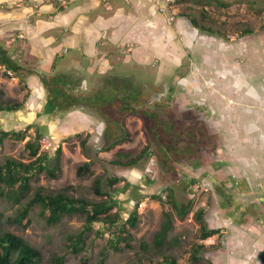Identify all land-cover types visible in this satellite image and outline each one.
Masks as SVG:
<instances>
[{
	"label": "rangeland",
	"instance_id": "374dc122",
	"mask_svg": "<svg viewBox=\"0 0 264 264\" xmlns=\"http://www.w3.org/2000/svg\"><path fill=\"white\" fill-rule=\"evenodd\" d=\"M216 1L217 0H191L183 1L179 4L175 3L174 8L177 10L178 16L172 25L167 23L166 14H161L157 9L158 13L165 18V22L169 27L175 25L177 19L181 16L180 12L185 13L187 9L191 8L192 10L190 13L197 15L198 21L201 20L202 16L207 15L206 17L214 23L216 28L226 32V34L230 36H234V40L232 41L233 38L229 37L221 39L216 36L211 37L207 35L213 39L211 40L210 38L209 41L205 40L204 48L200 47L201 51H194V54L200 56L201 52L206 51L208 53L207 58L201 57L200 60L201 62L207 60L208 63L206 66L209 69H206V66L203 64L194 62L196 66L193 67V70L188 73V76L184 78L180 85L173 81V88L175 90L176 88H180L184 95H191L194 96V98H218V100H222L221 98H231L230 96L232 95L239 98H264V0H257L255 2L248 0L249 2H253V9H257L258 12H255L253 9H250L240 2L235 1L236 3L232 6L224 8L221 7L222 5H218ZM218 1L222 3L227 0ZM119 4H122L124 9L130 14L134 12L133 4L129 2L123 3L121 1L115 2V6ZM240 20H242L244 24H248L249 29L255 30V33L249 35L246 39L245 37L240 38V36H237L238 34L233 33L235 29H240L236 28V24L234 25L233 22H240ZM201 23H203V21ZM201 35L206 34L201 33ZM4 38H0V51L1 48L4 49L9 42L7 40L9 38ZM198 41L201 42V40ZM107 44L108 46L101 49L102 54L111 52L113 56H111L110 59L113 68L118 70L119 75H128V73H130L132 81L134 80V82L138 84H151L155 76L159 78L165 73L171 81L184 70L175 71V65L170 62L165 63L164 60L161 61L164 65H161L160 62L155 66L145 63L142 64L143 60L137 61L131 56L130 51L126 47L121 46V43L119 45H114L113 43ZM234 46L249 47L250 51L257 49L256 53H258L259 57L258 63H251L248 61L247 65L244 66L248 58L242 57L240 53L237 55L236 53H232V58L229 56L231 53H228V58L230 57V62L234 65L232 68L227 66L224 62L218 63L215 66L213 65L215 61L212 62L211 53L226 54L229 50L234 52V49L236 51ZM58 48L59 55L56 59L55 69L52 71L54 76H51L49 71L43 70L37 81L42 82V85L43 81L48 82L52 89L55 88L56 91L58 90L69 96V93L65 92V89L67 90L66 86L71 85L73 82L79 83L80 80L76 79L83 76V83H86V90H88V93L97 89V65H94L91 59L84 56L83 45L77 49L62 44ZM5 49H8V47ZM23 53L22 58L25 59V65H34L35 61L39 58L36 52L34 53L35 56H32L33 52L30 47H24ZM3 55L4 54H1L0 56L3 57ZM225 62L228 63L227 60H225ZM235 63H237L238 66L235 65ZM208 70L209 72H207ZM8 71L10 70L7 67L4 69V65L0 64V100L5 103H21L24 101V96L26 94L30 97V90H28V87H24L19 83V79L12 70L11 75L7 73ZM183 73L184 71L182 74ZM246 73L252 74V76L249 75L251 78H248ZM221 74L225 76L227 74L230 75L223 78ZM231 74L234 78L231 77ZM253 79L255 80L252 81ZM129 81L131 80L126 79V82ZM34 89L36 90V88ZM85 93L86 92L83 94ZM29 97L24 101L21 110L13 113H0V131L14 133L25 132L26 134L24 141H17L14 137L4 139L0 144V164L4 163L8 158L28 163L30 160L28 154L24 150V144L29 138L34 137V131L38 128L43 135L40 144L43 143L46 146L42 150L48 151L52 157L50 168L54 166L56 149H61L59 158L61 172L56 180L48 178L45 174L40 175L36 180L31 181L32 190L44 188L47 191H60L69 188V194L73 197L85 198L98 202L100 198L96 197L92 190L94 179L100 176H119L123 179L121 183L115 187L118 191L112 194L113 201L116 203V207L112 213L119 212L122 222H124L133 209L135 195H140L141 192H143L142 195L144 198L138 205L140 220L136 228L130 230L132 239L128 243L131 249H124L120 252L109 249L107 247L108 234L99 236L97 232H103V228L101 224H96L94 225V230L89 234L86 240L83 251L74 255L67 249V238L79 232L83 224L80 218L76 216L63 218L56 226H48L43 216L40 214V208L34 207L29 214L31 220L30 225L26 228H22L18 225L11 224L9 221L10 218L16 214L17 206L6 203L0 199V231H8L21 237L28 244L38 249L42 254V264H51L54 256H64L63 264H100L99 262L102 257L104 259L102 264H139V259H142L143 254H145L144 257L150 259L154 264L160 261L161 255L166 254L175 257L177 264H190V247L198 242L197 236L200 227L194 214L202 210L204 212V221L207 228L214 227V221L221 217L218 213L219 209L215 202V198L210 200L209 194L204 192L200 195L190 196L188 193L179 189L180 187L177 186V180L170 178V174L163 175L160 173L157 178L154 179L148 177L145 168L149 165V160L143 163L141 169L119 170L113 167L110 161L116 158V153L119 151L130 152V154L136 156L140 153L146 142L138 129L130 130V135H125L123 130L116 132L107 131V133L112 136L108 137L106 142H101L102 135L101 125L99 124L97 115V98H91V100L88 101L84 96H81V98L78 99V104H80L82 109L66 112L51 108L47 97L41 98L37 95H34L35 98ZM63 100L64 98H59L58 102H62ZM255 109L258 112L256 106ZM247 122L252 123L254 120L250 119ZM244 128L245 127L242 126L241 130L232 128V131H228L231 134L229 138L232 142L233 157L237 158L246 155H254V158L248 161L256 162L257 157L264 158V144L260 142L264 140V130H254L251 127ZM78 134H80L81 137L76 136ZM124 135L128 136L129 139L127 138L125 142L113 147V149L108 152L102 151V146L105 147L115 140L124 137ZM83 139L87 140L85 151H83L80 146ZM243 139H248V142L244 147H240L239 145L243 146ZM89 160L93 162L90 168L91 173L82 178L78 177L76 175L78 166ZM257 168L255 167L253 169L254 178L257 175L261 177L264 173V168L262 170L259 168L260 171ZM168 182H171L174 188L177 189L178 187V190H176V193L173 195L175 199L182 202L184 207L189 206L183 219L176 216L171 205H163L160 202L150 199L151 195H161L162 200L166 201L165 198H167L166 196L169 193L165 192V190L169 188V185H167ZM250 182L252 185L254 184L252 181ZM102 189L104 192L108 191L105 186H103ZM165 212H169L172 215L173 228L168 234L165 247L157 251L151 247V244L154 234L160 228ZM263 213L264 211H262V214ZM216 226L217 225H215V227ZM228 231L229 235L238 234L242 236L239 234V229H235V231L228 229ZM250 234L256 235V232L254 231ZM252 235L249 239L254 241ZM234 239L238 244L237 239L241 238L237 237ZM211 240L212 239L205 240L201 243L206 246H211ZM223 240H225V237ZM220 241V238H218L214 245L220 247ZM256 242L257 238L253 243ZM144 245H146L145 252H143L144 249L142 248ZM253 245H249L248 254H234V252L232 254L233 250L236 252V248L234 249L232 243L230 244L225 241L219 250H208L209 252L201 253L202 261L199 264H264V253L262 252V254H259L258 246L256 248L253 247Z\"/></svg>",
	"mask_w": 264,
	"mask_h": 264
},
{
	"label": "flooded vegetation",
	"instance_id": "af4514ba",
	"mask_svg": "<svg viewBox=\"0 0 264 264\" xmlns=\"http://www.w3.org/2000/svg\"><path fill=\"white\" fill-rule=\"evenodd\" d=\"M233 23L236 24V28H240L233 32L240 38L245 37L246 39L255 33V30H252L251 33L242 35L249 29L248 24H244L242 20ZM227 37L234 40V36L227 34ZM234 47L236 48L234 52L229 50L226 54L211 53L212 62L215 61V64H212L215 66L224 62L232 68L234 65L230 62L228 53H231L229 56L232 58V53L236 55L240 53L242 57L248 58L244 66L248 61L258 63L257 49L250 51L249 47ZM186 49L187 52L180 66V70L184 69V73L182 74V71L171 81L165 73L159 78L155 76L151 84H138L132 81L130 73L119 75L116 68L110 67L100 72L97 89H94L95 93L94 91L88 93L85 82L83 85V80H80L79 83L66 86L65 92H71L69 96L54 88L53 97L72 98L76 96L81 98L84 96L88 101L91 98H97L101 142H106L108 137L112 136L107 131L123 130L125 135H130V130H140L146 142L142 150L149 147L144 158L145 161L150 162L145 168L148 177L154 179L160 173L170 174V178L177 180L179 189L190 196L204 192L209 194L210 200L215 198L218 213L222 217L230 219L231 215L235 214L233 222L237 225L248 224V222L261 223L258 210L261 199L251 198L252 191L244 195L240 190L242 183L246 185L248 177L254 179L253 169L256 164H251L246 156L233 157L232 142L229 138L231 134L228 131H232V128L241 130L242 126L245 127L244 129L251 127L257 130L259 121L255 106L259 109L262 98H239L235 95L230 96L231 98H221L222 100L194 98L191 95H184L180 88L175 90L173 81L180 85L188 73L193 70L191 67L196 66L194 62L205 66L208 63L207 60L202 62L200 60L203 56L207 57L206 51L196 56L194 52ZM206 69L209 68L206 66ZM228 75L230 74L226 76L221 74L223 78ZM249 75L246 73V76L251 78L252 74ZM231 77L234 78L232 74ZM126 79L131 81L126 82ZM82 88L84 90L78 92ZM84 92L86 93L83 94ZM262 111L258 115H262ZM250 119L254 122H247ZM247 142L248 139H243V146H239L244 147ZM167 185L174 194L178 190V187L174 188L171 182Z\"/></svg>",
	"mask_w": 264,
	"mask_h": 264
},
{
	"label": "crops",
	"instance_id": "0c3cea01",
	"mask_svg": "<svg viewBox=\"0 0 264 264\" xmlns=\"http://www.w3.org/2000/svg\"><path fill=\"white\" fill-rule=\"evenodd\" d=\"M118 1L133 4L134 12L130 14L122 4L115 6V2ZM191 10V8L187 9L186 14L181 15L173 27H169L165 18L158 13L152 0H0V38H9L6 46L8 49L1 48L4 61H8L10 65H4V69L7 67L10 75L12 70L18 79H25L31 93L29 98H35L34 95L46 98L42 82L37 80L43 70L49 71L50 75L54 76L52 71L55 69L59 55L58 47L62 44L77 49L83 45L84 56L97 65V77L101 71L113 67L110 59L113 54L111 52L102 54L101 52L102 48L108 46L107 43L114 45L121 43V46L126 47L137 61L143 60L142 64L155 66L160 62L164 65L161 62L164 60L165 63L174 64L175 71H178L181 69L182 59L187 52L186 48L190 52L197 51L196 48L201 51L200 49L204 48V41H209L212 37L201 35L202 32L191 25L190 18L193 15L190 13ZM194 16L197 17V15ZM24 47L32 49V56H35V52L38 54L39 58L34 65H25V59L22 58ZM191 68L193 69V66ZM83 79L82 76L76 80ZM260 102L262 104L257 112L259 121L257 130H264V98ZM261 111L262 115H258ZM260 142L264 144V140ZM246 157L247 160H252L254 155H246ZM256 159V162L250 163H255L260 171L264 168V158L257 157ZM254 179L248 177L246 185L242 183L240 190L245 193L252 191L251 198L261 199L258 210L262 222L237 225L233 222L235 214H232L230 219L221 216L220 219L214 221V227H210V229L220 230L219 237L216 235L207 239H212V245L220 238L219 248L225 241L232 243L234 249L236 248V252L233 250L232 254L233 252L234 254H248L249 245L253 244L255 245L253 247L258 246L259 254L264 253V213L262 214L264 211V173L261 177H257V182ZM250 181L257 185H252ZM228 229L233 231L239 229V234L242 236L229 235ZM254 231L257 236L250 234ZM251 235L254 241L249 239ZM224 237L225 240H223ZM232 237L241 239H237V244ZM256 238L257 242L253 243Z\"/></svg>",
	"mask_w": 264,
	"mask_h": 264
},
{
	"label": "trees",
	"instance_id": "16d2710c",
	"mask_svg": "<svg viewBox=\"0 0 264 264\" xmlns=\"http://www.w3.org/2000/svg\"><path fill=\"white\" fill-rule=\"evenodd\" d=\"M191 0H176V3H181ZM194 1V0H193ZM245 4L250 9H253L256 0H227L220 3L216 1L221 7L228 8L236 2ZM258 12L257 9H253ZM261 12V11H260ZM186 13L180 12V15ZM191 25L200 30L202 33L209 36H216L221 39H226V32L215 27L214 23L208 19V17L202 16L198 21L197 17L191 15ZM203 21V23H201ZM251 29H248L242 33H251ZM0 55L3 54L0 51ZM0 64L9 65L8 61H4L0 56ZM10 66V65H9ZM12 67V65H11ZM19 83L22 86H26V81L23 78H19ZM43 87L46 92V97L51 108L59 109L62 111L70 112L78 109H82L78 104V97L73 96L68 98L65 96L64 100L58 102L59 98H54L53 89L48 82L43 81ZM69 92V91H68ZM70 93V92H69ZM1 95V92H0ZM78 96V95H77ZM28 94L24 96V101L28 99ZM24 101L21 103H5L0 100V113H13L22 109ZM79 105V106H78ZM34 137L29 138L24 144V150L28 154L29 162H21L15 159L8 158L4 163L0 164V199L6 203L17 206L16 214L10 218V223L18 225L22 228H26L30 225L31 220L29 214L34 207L40 208V214L43 216L45 223L48 226H56L63 218H70L76 216L83 222L78 233L68 236L67 249L70 253L76 255L83 251L86 244V240L89 234L94 230V225L101 224L103 232H97L99 236L108 234L107 247L114 251H123L124 249H131L129 241L132 239L130 230L136 228L139 223L140 216L138 214V205L144 196L141 192L140 195H135V204L133 209L128 214V218L122 222V218L119 212H113L116 207V203L113 201L112 194L118 190L116 185L121 183L122 177H96L92 183V190L96 197L100 198V201L95 202L85 198L73 197L69 194V188H65L60 191H47L44 188H36L32 190L31 181L36 180L40 175L45 174L48 178L56 180L61 172V166L59 158L61 155V149L57 148L54 157V166L50 168V162L52 157L48 151L41 149V140L43 138L42 133L38 128L34 131ZM81 137L80 134L76 135ZM9 137H14L17 141H24L26 138L25 132H5L0 131V144ZM128 136H124L113 143L102 147V151L108 152L113 147L126 141ZM129 139V138H128ZM87 140L83 139L80 143L81 149L85 151ZM149 147L147 146L140 152V154L134 156L130 152L119 151L115 154L116 158L110 161V164L119 169H141L145 161V153ZM93 162L89 160L78 166L76 175L80 178L90 174V168ZM103 186L107 188V192L103 191ZM169 192L166 196V201L162 200L161 195H151L150 199L160 202L163 205H171L176 216L183 219L186 215L189 206H185L182 202L175 199L174 192L171 189L165 190ZM32 193V194H31ZM243 194L245 191L242 192ZM31 194V195H30ZM196 221L199 223V233L197 236V243L190 247L189 262L190 264H199L202 261L203 252L214 251L219 248L218 245L206 246L202 244L213 236H220L219 229L207 228L204 221V212L202 210L197 211L194 214ZM173 228V218L169 212L163 214V219L160 224L159 230L154 234L151 247L157 251L162 250L167 244V237L169 232ZM145 252L146 245L142 247ZM210 251V252H211ZM139 259V264H154L150 259L144 257ZM64 256H54L51 264H63ZM103 257L100 259V264L103 263ZM0 264H42L41 252L28 244L23 238L18 237L8 231H0ZM155 264H177L175 257L170 254L161 255L160 261Z\"/></svg>",
	"mask_w": 264,
	"mask_h": 264
},
{
	"label": "built area",
	"instance_id": "2783aa9c",
	"mask_svg": "<svg viewBox=\"0 0 264 264\" xmlns=\"http://www.w3.org/2000/svg\"><path fill=\"white\" fill-rule=\"evenodd\" d=\"M157 7L158 11L161 14H166V21L171 25L177 18L178 12L174 8L176 0H152ZM9 75L10 73L7 72ZM46 146L42 143L41 149H44Z\"/></svg>",
	"mask_w": 264,
	"mask_h": 264
},
{
	"label": "water",
	"instance_id": "95a60500",
	"mask_svg": "<svg viewBox=\"0 0 264 264\" xmlns=\"http://www.w3.org/2000/svg\"><path fill=\"white\" fill-rule=\"evenodd\" d=\"M83 85H84V83H83ZM83 90H84V88H82V90H78V92H79V91H83Z\"/></svg>",
	"mask_w": 264,
	"mask_h": 264
}]
</instances>
